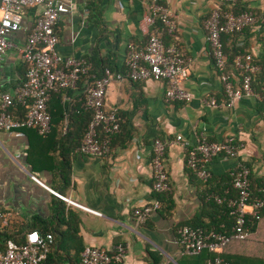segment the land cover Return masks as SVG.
<instances>
[{"label": "crops", "instance_id": "0c3cea01", "mask_svg": "<svg viewBox=\"0 0 264 264\" xmlns=\"http://www.w3.org/2000/svg\"><path fill=\"white\" fill-rule=\"evenodd\" d=\"M163 1L177 23L175 35L160 22L145 23L151 0H64L71 10L57 22V50L121 71L127 67L130 46L143 47L149 33L158 31L165 44L176 45L188 61L189 76L183 85L193 95L190 101H167L165 80L113 81L105 108L118 110L122 127L106 157L76 151L90 118L84 107L93 82L88 77L75 88L52 95L49 133L34 128L0 130V209L6 216L5 221L0 219V231L20 236L30 229L53 233L51 264H80L88 245L110 252L124 246L123 262L110 264H202L203 259L181 253L179 228L207 224L217 217L220 210L209 202L211 193L227 182L239 162L250 167L255 182L264 178V102L250 95L232 106L203 103L205 97L224 99L205 28L218 0ZM232 9L253 11L256 22L242 33L223 36L227 58L232 61L237 51L263 56L264 0H237ZM41 11V6L26 8L21 28L8 37L12 45L0 60V87L5 91L14 93L27 78L28 63L20 49ZM1 18L0 9V22ZM228 71L236 83L242 79L233 63ZM102 73L95 67L94 79ZM22 108L18 104L10 111L19 117ZM202 134L212 141L235 137L243 143L237 157L217 155L208 162L209 182L186 163L188 149ZM179 135L182 140L177 142ZM156 138L171 141L165 155L171 190L163 193L153 190L151 152ZM52 189L101 214L67 202ZM155 200L160 208L140 223L138 211ZM225 253L256 258L243 264H264V210L248 238L233 241Z\"/></svg>", "mask_w": 264, "mask_h": 264}, {"label": "built area", "instance_id": "2783aa9c", "mask_svg": "<svg viewBox=\"0 0 264 264\" xmlns=\"http://www.w3.org/2000/svg\"><path fill=\"white\" fill-rule=\"evenodd\" d=\"M237 0H218L205 21L207 38L210 43L214 64L220 73L224 89V99L203 98V103L210 107L232 106L244 96L254 95L264 102V83L260 91L252 85L259 66L253 61L251 53L237 54L234 65L241 71L242 79L236 83L228 71V58L224 50L223 36L240 33L256 22V15L251 10L235 12L232 5ZM41 6L42 11L31 29L27 41L21 47L24 60L28 63L27 78L14 93L0 87V130L13 131L34 128L41 134L52 129V115L49 101L54 93L75 88L82 77L89 76L94 68L92 61L86 57L64 56L57 50L59 36L56 25L62 15L71 8L64 0H2L0 9V60L6 55L12 42L9 35L22 26L23 13L28 7ZM147 25L160 22L166 32L175 35L177 23L163 0H151L150 10L145 15ZM189 76L188 61L176 45H166L158 31L150 32L143 47L131 45L127 55L125 70H113L105 67L100 77H96L86 91L84 107L90 112L81 143L76 147L80 154L94 157H106L112 151L113 137L121 131L122 117L117 109L105 108L106 94L113 81L125 78L132 80L157 79L167 83L165 96L169 102L190 101L193 95L187 91L183 82ZM23 105V115L15 117L10 109ZM182 140L179 135L177 142ZM171 141L156 138L151 152L153 168V190L163 193L171 190L168 172L165 166V155ZM243 143L235 137L222 141L209 140L202 134L197 143L188 149L186 163L201 180L208 182L212 172L208 162L217 155L237 157ZM251 169L239 162L232 170V183L235 194L228 198L230 215L233 224L229 230L219 231L201 226L183 225L179 228L181 253L197 255L204 250L216 253L209 264H234L226 260L221 253L234 240H244L250 235L248 221L260 219L264 207L262 199H251ZM35 178V177H34ZM52 191L67 202L85 208L96 214L99 211L85 207L69 197ZM219 203L224 201L216 197ZM160 208V201L155 200L138 211L137 220L145 223L151 214ZM5 214L0 209V219L5 221ZM54 235L51 232L42 234L34 229L27 233L23 242L8 239L5 252L0 253V264H46ZM126 256L124 246L115 251H107L96 246H86L81 253L80 264L122 263Z\"/></svg>", "mask_w": 264, "mask_h": 264}, {"label": "trees", "instance_id": "16d2710c", "mask_svg": "<svg viewBox=\"0 0 264 264\" xmlns=\"http://www.w3.org/2000/svg\"><path fill=\"white\" fill-rule=\"evenodd\" d=\"M242 11H246V10L244 9V10L236 11V12H242ZM249 27L250 26L246 27L245 29H247ZM242 32H240V33H242ZM237 34H239V33H232V34H229V35L233 36V35H237ZM225 53H226V50H225ZM237 54H246V53L242 52V51H237L236 54L234 55V57H232V61H230L228 59V66H229V63H233L234 58H235V56ZM253 61H254V63L256 65L260 66L261 69L254 76V79L252 81V85L255 88L256 78H259V77L262 78V81L259 80L261 82H260L259 88H257L258 90H260L261 86L264 83V55L263 56H259V57H254ZM95 67H98V68H100L102 70L104 69V67L100 66L97 63H94V68H93L91 74L89 76H86L88 78H91V81H93V79H94L93 75H94V72H95ZM54 94H56V93H54ZM22 109L25 110L26 108H22ZM23 113L21 115H23ZM90 117H91V115H90ZM89 120H90V118H89ZM251 175L252 174H250L251 199L252 200L262 199L264 201V178H262V179L258 180L257 182H255L254 181L255 179H253ZM210 180H212V178ZM226 180H227V182L223 186H221L219 189H216L215 191H213L211 193L212 195H211L210 200H209L210 203H215L216 206L219 208V210H220L218 212L219 215L217 214V217L214 220H212L210 223H207V224L201 223V225H196V226H201V227H204L206 229L215 228V229H217L219 231L229 230L231 228L234 218H233L232 215H230V208L228 207V198L235 194V190L233 188V183H232L231 172L229 173V175H227ZM258 187H259V189H258ZM217 196L223 198L224 201L222 203H219L217 201V199H216ZM263 210H264V207L262 208L261 214H262ZM257 221H258V219H255V218H252L251 220L248 221L247 225H248V228L250 229V231L255 229ZM31 230H34V229H30L29 231H31ZM29 231H27L26 234L23 235V236H20L18 233L14 234V233H9L7 231H0V253L5 252L6 243H7L8 239L12 238V239L16 240L17 242H23L25 240L26 235H27V233ZM45 233H47V232H45ZM45 233H43V234H45ZM244 240H246V239H244ZM244 240H234V241H244ZM227 246L224 248V251L221 253V255L226 260H229V261L233 262L234 264H243V260H245V259H249V260H253L254 259V260H256V258H250V257H246V256H243V255H233V256L232 255H228V254L225 253V250H226ZM203 254L205 256L202 258L201 255H203ZM195 256L203 259V260H201L202 264H209V262L212 259H214V257L216 256V253H211L208 250H204L203 252H201V253H199V254H197ZM53 261L54 260H52L50 258V253H49L48 258L46 260V264H51V262H53Z\"/></svg>", "mask_w": 264, "mask_h": 264}]
</instances>
